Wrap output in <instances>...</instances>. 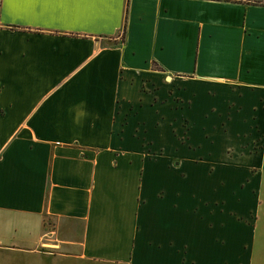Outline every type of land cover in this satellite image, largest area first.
Wrapping results in <instances>:
<instances>
[{"label":"crops","instance_id":"obj_1","mask_svg":"<svg viewBox=\"0 0 264 264\" xmlns=\"http://www.w3.org/2000/svg\"><path fill=\"white\" fill-rule=\"evenodd\" d=\"M263 183L264 0H0V264H264Z\"/></svg>","mask_w":264,"mask_h":264},{"label":"rangeland","instance_id":"obj_2","mask_svg":"<svg viewBox=\"0 0 264 264\" xmlns=\"http://www.w3.org/2000/svg\"><path fill=\"white\" fill-rule=\"evenodd\" d=\"M260 194H261V198H262V200L264 201V183H263V188L261 189ZM263 201H262V202H263ZM263 211H264V203L261 204V211H260V212H263ZM262 217L264 218V215H262ZM263 227H264V226H263Z\"/></svg>","mask_w":264,"mask_h":264}]
</instances>
